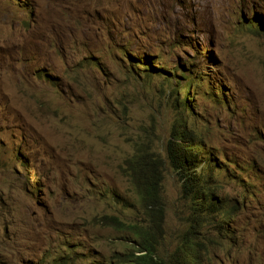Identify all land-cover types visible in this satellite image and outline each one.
<instances>
[{"label": "rangeland", "instance_id": "374dc122", "mask_svg": "<svg viewBox=\"0 0 264 264\" xmlns=\"http://www.w3.org/2000/svg\"><path fill=\"white\" fill-rule=\"evenodd\" d=\"M263 28L264 0H0V264L130 252L131 234L102 219L146 218L127 170L143 155L162 171L172 249L187 214L169 152L182 117L205 144L196 173L244 201L205 227L226 239L215 264H264ZM192 70L206 79L186 94Z\"/></svg>", "mask_w": 264, "mask_h": 264}, {"label": "trees", "instance_id": "16d2710c", "mask_svg": "<svg viewBox=\"0 0 264 264\" xmlns=\"http://www.w3.org/2000/svg\"><path fill=\"white\" fill-rule=\"evenodd\" d=\"M249 25L255 27L253 23ZM260 25L262 26L261 23ZM258 32H264V28ZM139 67L144 73L156 68L151 63L147 65L145 61H141ZM172 70L174 73L172 77H178V69ZM196 72L198 71H190L191 82L188 87H182L187 91L186 94L190 92L191 86L195 88L203 83V79H206V77H196ZM168 80L173 81L171 77ZM214 94L216 98H224L222 91L220 94L218 92ZM187 100H192V97L188 96L182 100L183 110L186 111L190 109V103ZM181 112H177V115ZM187 126L184 117L178 119L173 125L172 139L169 141L170 165L181 183V204L187 213L181 223L183 230H180L178 234L177 244L172 249H165L163 242L159 240V229L165 221L160 193L163 189V175L155 161L149 164L145 156L141 154L144 157L135 156L127 161V170L131 173L140 202L145 208L146 218L141 220V223H124L115 216L103 217L102 221L105 224L122 228L123 231L130 233L133 243L130 244V252L117 254L114 258H105L101 264H215V261L220 262V253L225 252L226 239L212 235L205 227L209 224L226 225L224 221L230 222L233 219V213L238 209L239 204L242 206L244 201H238L239 203L231 206L219 195L221 183L217 177L215 179L210 175L205 180L196 173L197 165L203 162L201 157L205 154V144ZM207 165L214 174L213 169L221 168L215 157L209 159ZM245 191L253 194L247 186ZM217 215H221L224 221L217 223L215 220Z\"/></svg>", "mask_w": 264, "mask_h": 264}, {"label": "clouds", "instance_id": "9594fccd", "mask_svg": "<svg viewBox=\"0 0 264 264\" xmlns=\"http://www.w3.org/2000/svg\"><path fill=\"white\" fill-rule=\"evenodd\" d=\"M172 71H173V70H172ZM172 71H171V73H172ZM234 194L236 195V194H238V193H234Z\"/></svg>", "mask_w": 264, "mask_h": 264}, {"label": "bare ground", "instance_id": "6f19581e", "mask_svg": "<svg viewBox=\"0 0 264 264\" xmlns=\"http://www.w3.org/2000/svg\"><path fill=\"white\" fill-rule=\"evenodd\" d=\"M195 84V83H194Z\"/></svg>", "mask_w": 264, "mask_h": 264}]
</instances>
